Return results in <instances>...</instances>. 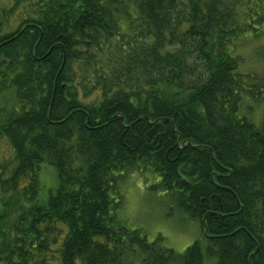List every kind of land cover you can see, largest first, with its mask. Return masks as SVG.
Returning a JSON list of instances; mask_svg holds the SVG:
<instances>
[{
	"label": "trees",
	"instance_id": "obj_1",
	"mask_svg": "<svg viewBox=\"0 0 264 264\" xmlns=\"http://www.w3.org/2000/svg\"><path fill=\"white\" fill-rule=\"evenodd\" d=\"M261 47L264 0H0V264H264ZM139 176L206 244L127 225Z\"/></svg>",
	"mask_w": 264,
	"mask_h": 264
},
{
	"label": "rangeland",
	"instance_id": "obj_2",
	"mask_svg": "<svg viewBox=\"0 0 264 264\" xmlns=\"http://www.w3.org/2000/svg\"><path fill=\"white\" fill-rule=\"evenodd\" d=\"M261 49L264 51V47ZM257 68L259 78L264 80V67L257 66ZM0 153L4 156L10 154L5 142L0 143ZM148 176L131 177L121 185L123 213L127 225L140 229L149 240L160 234L163 237L162 245L179 253L194 241L206 244V238L197 221L188 220L174 207L167 196L149 190L150 176ZM214 261L212 260L211 264H214ZM208 262L206 259L204 264Z\"/></svg>",
	"mask_w": 264,
	"mask_h": 264
}]
</instances>
